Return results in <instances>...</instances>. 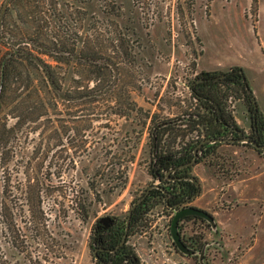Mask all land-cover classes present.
Returning a JSON list of instances; mask_svg holds the SVG:
<instances>
[{"label":"rangeland","instance_id":"1","mask_svg":"<svg viewBox=\"0 0 264 264\" xmlns=\"http://www.w3.org/2000/svg\"><path fill=\"white\" fill-rule=\"evenodd\" d=\"M178 2L133 0L141 11L134 56H121L119 47L110 52L115 71L102 95L93 97L99 103L67 112L58 109L59 118L72 117L63 122L81 121V127L69 123L73 131L63 134L55 125L30 124L10 143V195L19 224L24 226L29 212L25 192L30 177L38 172L53 185L50 193L42 194L45 229L55 232L60 209L65 216L60 221L70 230L60 236L58 247L64 249L69 240H77L71 253L53 248L57 255L53 264H83L92 223L105 213L125 215L149 182L147 143L152 118L169 120L192 109L187 85L196 74L240 67L264 113V0H195L183 14L176 13ZM180 2L186 5L191 0ZM229 96L228 109L234 111L236 123L248 130L245 106L237 101V93ZM58 135L63 138L57 139ZM78 135L82 138L74 137ZM68 137L77 140L72 145ZM74 145H81L82 151ZM202 165L196 169L205 185L201 205L222 215L218 219L226 222L225 243L239 248L240 254L246 252L242 259L233 257L227 264H264V160L249 147L222 145L213 163ZM86 187L91 189L86 200L90 214L83 221L71 205L70 190L79 189L81 194ZM163 260L158 253L156 264Z\"/></svg>","mask_w":264,"mask_h":264},{"label":"trees","instance_id":"2","mask_svg":"<svg viewBox=\"0 0 264 264\" xmlns=\"http://www.w3.org/2000/svg\"><path fill=\"white\" fill-rule=\"evenodd\" d=\"M178 1L176 13L183 14L193 8L195 0L186 5ZM132 2H1L0 264H53L57 257L53 248L61 250L43 224L41 192L49 189L48 181L38 172L30 177L25 192L29 212L24 226L19 224V212L15 211L10 195L9 146L24 126L44 121L45 126L52 127L50 123L56 119L72 118L66 114L59 118L60 107L67 112L99 103L93 97L102 95L109 76L115 71L110 52L114 53L119 47L121 56L131 58L134 43L140 40L141 11ZM155 8L163 10L162 5ZM240 71V68L232 70L235 88L242 90L246 98L253 99L251 92L244 91Z\"/></svg>","mask_w":264,"mask_h":264},{"label":"flooded vegetation","instance_id":"3","mask_svg":"<svg viewBox=\"0 0 264 264\" xmlns=\"http://www.w3.org/2000/svg\"><path fill=\"white\" fill-rule=\"evenodd\" d=\"M235 68L240 67L196 74L187 85L194 103L192 109L169 120L154 121L152 118L147 143L149 182L131 201L124 216L105 213L92 223L83 264H156L158 253L164 258L162 264H227L233 257L242 259L246 255L245 251L240 254L239 248L225 243L226 222L218 219L222 215L201 205L206 196L205 185L196 172L202 164L213 163L217 148L222 145L249 147L264 160V113L258 109L253 95V99L246 98L242 90L235 88L232 72ZM240 72L243 74L242 70ZM242 82L244 91L251 92L244 74ZM232 91L238 94L237 101L246 108L250 121L248 130L236 123L232 115L234 111L228 109L227 101ZM247 101H251L250 104ZM80 122L57 120L50 124L55 125L58 133L62 129L65 134L73 131L68 129L69 123L79 128ZM32 124L45 126L47 123L38 121ZM74 137L82 138L81 135ZM58 138L63 136L58 135ZM67 140L73 145L77 139L68 137ZM74 148L82 151L81 145H74ZM43 178L48 181L49 190H43L41 196L50 193L53 187L47 177ZM90 190L89 187L80 189L81 194L79 189L70 190L71 205L83 221L90 214V205L86 202ZM191 209L207 213L214 224L193 214L181 216L176 230L187 252L184 254L172 238L171 227L177 214ZM56 217L58 224L50 235L59 242L64 231L70 229L61 223L65 216L60 209H57ZM76 241L69 240L70 245L64 249L60 247L61 250L71 253ZM155 244L163 245V250L153 247Z\"/></svg>","mask_w":264,"mask_h":264},{"label":"water","instance_id":"4","mask_svg":"<svg viewBox=\"0 0 264 264\" xmlns=\"http://www.w3.org/2000/svg\"><path fill=\"white\" fill-rule=\"evenodd\" d=\"M191 214L203 217L204 219L209 221L211 224H214L213 220H212V217H210L207 213L202 212V211H198V210H195V209H191L189 211L188 210L187 211H183V212H180L179 214H177L174 217L173 221H172L171 233H172V238L176 242L179 250L182 251L184 254H187V252H185L184 246L182 245V243L179 240V235H178L177 230H176V224H177L178 219L181 218V216H183V215H191Z\"/></svg>","mask_w":264,"mask_h":264}]
</instances>
